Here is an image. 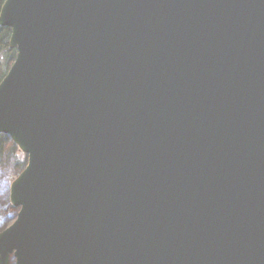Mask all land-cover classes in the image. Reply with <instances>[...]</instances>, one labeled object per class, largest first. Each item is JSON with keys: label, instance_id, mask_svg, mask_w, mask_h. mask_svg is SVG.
Listing matches in <instances>:
<instances>
[{"label": "water", "instance_id": "obj_1", "mask_svg": "<svg viewBox=\"0 0 264 264\" xmlns=\"http://www.w3.org/2000/svg\"><path fill=\"white\" fill-rule=\"evenodd\" d=\"M0 25L26 155L0 264H264V0H6Z\"/></svg>", "mask_w": 264, "mask_h": 264}, {"label": "trees", "instance_id": "obj_2", "mask_svg": "<svg viewBox=\"0 0 264 264\" xmlns=\"http://www.w3.org/2000/svg\"><path fill=\"white\" fill-rule=\"evenodd\" d=\"M5 1L6 0H0V10ZM11 34L12 30L10 27L0 25V83L10 70L17 55V50L10 47ZM25 166L26 155L18 149L8 135L0 133V232L13 223L19 211L16 208L18 210L17 213L13 219L10 218L12 210L8 204L7 188L2 182V174L6 167L10 168L15 173H20ZM11 220L12 222H10Z\"/></svg>", "mask_w": 264, "mask_h": 264}, {"label": "rangeland", "instance_id": "obj_3", "mask_svg": "<svg viewBox=\"0 0 264 264\" xmlns=\"http://www.w3.org/2000/svg\"><path fill=\"white\" fill-rule=\"evenodd\" d=\"M19 175V172L15 173L13 170H11L10 168L6 167L5 171L2 174V182L4 183V185L7 188V200H8V204L12 210V215L10 216V218L13 219V217L15 216V214L17 213V209L11 204L10 201V195H9V186H11L12 181ZM12 222V220L10 221ZM8 222V223H10ZM7 223V224H8ZM6 225V224H5ZM11 264H15L14 260H11Z\"/></svg>", "mask_w": 264, "mask_h": 264}]
</instances>
